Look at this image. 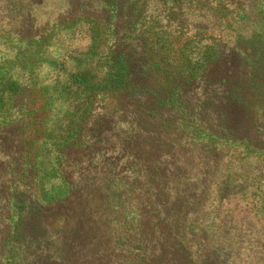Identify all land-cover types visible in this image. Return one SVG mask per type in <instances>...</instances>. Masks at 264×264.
<instances>
[{
    "label": "trees",
    "instance_id": "1",
    "mask_svg": "<svg viewBox=\"0 0 264 264\" xmlns=\"http://www.w3.org/2000/svg\"><path fill=\"white\" fill-rule=\"evenodd\" d=\"M249 1L0 0V264H219L197 207L238 189L220 147L262 153Z\"/></svg>",
    "mask_w": 264,
    "mask_h": 264
},
{
    "label": "rangeland",
    "instance_id": "2",
    "mask_svg": "<svg viewBox=\"0 0 264 264\" xmlns=\"http://www.w3.org/2000/svg\"><path fill=\"white\" fill-rule=\"evenodd\" d=\"M14 1L19 0H12ZM63 1L30 0V8L35 9V13H39L42 19L46 20L50 16L53 17L55 11L63 5ZM249 4L250 15L243 34L252 32L254 23L258 20L259 3L257 0H250ZM2 24L3 20H0V27ZM231 30L232 32L219 26L216 33L230 45V37H236V34L240 33L236 26ZM2 47L0 46V55L3 54ZM60 53V49H54L51 56L58 57ZM262 104L264 105V102ZM258 115L263 118V121L259 120L263 137L259 143L252 131L248 136L261 146L262 153L244 150L241 146H221L223 163L227 164V168L230 165L233 169V174H227L237 182L238 189L234 191L233 196L211 203L207 201L208 197L203 195L204 205L197 207L198 213L203 214L201 225L204 227L206 238L210 246L217 248L215 255L219 264H264V107ZM229 161L232 163L228 164ZM221 170L224 172V169ZM222 176L224 177V174ZM188 220H192L191 214ZM220 247L226 249L218 250Z\"/></svg>",
    "mask_w": 264,
    "mask_h": 264
}]
</instances>
